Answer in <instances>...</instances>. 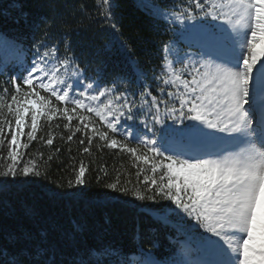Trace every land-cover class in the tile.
Instances as JSON below:
<instances>
[{
    "label": "snow or ice",
    "instance_id": "obj_1",
    "mask_svg": "<svg viewBox=\"0 0 264 264\" xmlns=\"http://www.w3.org/2000/svg\"><path fill=\"white\" fill-rule=\"evenodd\" d=\"M103 3V18H114L115 0ZM12 6L14 22L27 18L20 0ZM166 7L174 36L161 49L162 71L150 76L130 60L135 80L109 76L106 63L93 67L47 31L11 39L0 31V51L13 54L8 86L0 85V146L11 161L0 172V194L18 176L41 175L35 160L21 165L20 149L28 148L21 137L35 141L44 125L63 120L67 141L81 134V154L96 140L148 165L151 176L137 172L142 190L122 186L119 173L106 187L142 202L158 224L187 239L158 257L142 245H88L84 224L73 220L70 231L53 223L38 240L9 234L0 264H264V0H166ZM7 68L0 61V74ZM39 138L53 145L50 133ZM72 171L67 187L83 199L87 168L81 161ZM53 231L61 239L50 242Z\"/></svg>",
    "mask_w": 264,
    "mask_h": 264
},
{
    "label": "trees",
    "instance_id": "obj_2",
    "mask_svg": "<svg viewBox=\"0 0 264 264\" xmlns=\"http://www.w3.org/2000/svg\"><path fill=\"white\" fill-rule=\"evenodd\" d=\"M20 2L27 18H21L16 23L14 21L18 13L12 6L13 0H0V11L8 10L0 16V31L6 33L8 39L31 37L33 34L39 37L47 31L56 42L66 40L75 53L93 67L106 63L109 76L120 74L135 80L130 60L137 61V66L148 71L150 76L162 71L161 49L174 36L172 28L162 16L169 10L166 0H115L118 7L114 10V18L108 20L103 17L109 5H105L103 0ZM36 24H40V28L34 32ZM112 24H115L116 30L111 27ZM12 55L10 50L0 51V61L9 63V68L0 74V85L8 86L6 81L12 75ZM132 87L135 89L136 84L133 83ZM10 95L9 86L5 103L10 102ZM4 112L7 113V108ZM41 123L44 124V121ZM63 124V120H54L50 125H44L35 141L29 142L26 136L21 137V143L28 144L27 149H20L21 157H26L21 160V165L33 159L41 175L18 176L16 182L8 184L6 191L0 194V245L9 243L7 237L11 233L19 235L30 232L38 240L39 231L48 229L53 223L70 231L72 221L79 220L85 226L80 239L88 245L112 244L121 246L125 251H134L142 245L152 249L158 257L170 255L176 240L186 237L181 238L170 228L158 224L143 210L142 202L106 187V184L116 180L119 173L122 186L142 190L143 174L152 175L149 166L126 152L108 148L96 140L93 141L90 154H81V134L76 133L71 142L67 141L71 133ZM72 124L74 127L76 121ZM28 130L25 128V133ZM49 133L53 137L51 146L39 138L44 136L46 139ZM116 139L122 140L123 137ZM49 157L53 159L49 161ZM81 161L87 168L83 199L73 198L70 193L75 189L69 190L67 187V181L74 180L73 167L78 168ZM10 162L7 146H0V172L5 171ZM141 169L143 174L138 178L137 172ZM29 209H35V217L26 214ZM59 239V232L49 233L50 242ZM156 242L159 247L153 248ZM26 243L18 242L17 246Z\"/></svg>",
    "mask_w": 264,
    "mask_h": 264
},
{
    "label": "rangeland",
    "instance_id": "obj_3",
    "mask_svg": "<svg viewBox=\"0 0 264 264\" xmlns=\"http://www.w3.org/2000/svg\"><path fill=\"white\" fill-rule=\"evenodd\" d=\"M262 44H263V43H262ZM262 44H261V45H262ZM263 47H264V46H263ZM176 67H178V68H179V67H182V66H181V65H177Z\"/></svg>",
    "mask_w": 264,
    "mask_h": 264
}]
</instances>
